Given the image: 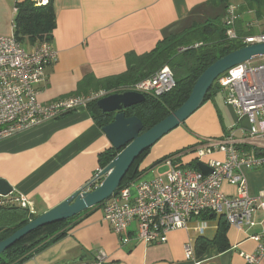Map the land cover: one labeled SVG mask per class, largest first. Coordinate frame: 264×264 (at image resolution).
I'll return each mask as SVG.
<instances>
[{
    "label": "crops",
    "instance_id": "0c3cea01",
    "mask_svg": "<svg viewBox=\"0 0 264 264\" xmlns=\"http://www.w3.org/2000/svg\"><path fill=\"white\" fill-rule=\"evenodd\" d=\"M16 1L21 0H0V36L13 33ZM233 1L53 0L56 27L50 43L56 60L45 68L46 80L39 86L38 100L48 103L78 95V84L86 76L103 80L123 74L127 54L142 55L171 34L209 19H223L228 4L239 7L237 33L263 32L261 20L244 19L252 13L239 11L243 0ZM219 94L214 93L151 147L139 166L138 179L148 181L163 173V160L174 154L179 155L176 162L181 168H197L196 148L206 139L221 140L233 131L238 141L245 139L241 130L248 128L246 119L239 118ZM110 147L87 107L0 141V179L12 189L3 197L0 208H15L7 202L23 196L32 214L47 212L90 182L99 168V155ZM239 147L252 151L246 141ZM224 156L223 152H214L202 162L222 160ZM243 175L251 197L264 192V168L245 169ZM222 192L234 196L236 188L224 183ZM2 215L0 209V222L6 220ZM220 220L206 214L194 216L188 229L171 231L165 243L145 244L137 240L134 228L122 235L113 233L100 207L93 208L66 236L22 264H58L80 255L97 264L94 258L99 253L107 257L103 264H192L184 257L188 242L193 244L199 264H246L243 254H253L257 247L252 237L263 232L260 212L254 215L253 227L238 230L227 224V250L218 252L215 245H209L202 256L196 257L195 241H212ZM259 264H264V259Z\"/></svg>",
    "mask_w": 264,
    "mask_h": 264
},
{
    "label": "built area",
    "instance_id": "2783aa9c",
    "mask_svg": "<svg viewBox=\"0 0 264 264\" xmlns=\"http://www.w3.org/2000/svg\"><path fill=\"white\" fill-rule=\"evenodd\" d=\"M45 3V0L41 2ZM237 19V6L228 4L223 20L229 40H242L245 46L264 43V34L240 38L234 30ZM55 60L50 42L26 49L13 33L0 36V141L86 108L115 92L133 91L145 97H159L175 86L172 72L164 67L127 89L68 95L43 103L38 100L39 86L46 80L45 68ZM216 83L224 103L232 106L239 118L246 119L248 128L241 130L245 139L238 141L233 131L221 140H204L196 148V157L211 169L208 175L197 169L181 168L176 162L179 155H170L163 160L166 167L163 173L152 180L137 178L129 182L104 201L100 209L113 233L122 235L134 228L137 240L145 244L165 243L168 233L188 229L191 217L204 213L223 217L229 226L241 230L253 227L254 215L260 212L263 232L252 237L257 243L256 250L242 256L246 264H259L264 259V192L254 198L249 195L243 170L264 168V55L230 68ZM244 141L252 151L239 147ZM214 152H223L225 156L222 160L202 162ZM102 170L96 169L82 192L100 184ZM224 183L236 188L234 196L222 192ZM9 201L31 210L23 196L11 197ZM3 204L4 198L0 197V206ZM184 257L192 264H199L190 242L184 245ZM106 260L104 253L94 258L97 264Z\"/></svg>",
    "mask_w": 264,
    "mask_h": 264
},
{
    "label": "trees",
    "instance_id": "16d2710c",
    "mask_svg": "<svg viewBox=\"0 0 264 264\" xmlns=\"http://www.w3.org/2000/svg\"><path fill=\"white\" fill-rule=\"evenodd\" d=\"M42 1L21 0L15 3L13 35L27 49L37 47L45 42H51L53 39V32L56 27L53 0H45L44 5L41 4ZM243 1L247 6H251L253 3L260 6L264 0ZM223 19L222 17L209 19L178 34H171L159 40L152 50L142 55L127 54L125 56L127 69L123 74L103 80L86 76L78 84L76 94L86 95L99 90L119 91L127 89L167 67L173 74L174 88L159 97L146 96L143 103L125 111L127 117L135 116L141 121L143 131L150 129L185 102L196 80L208 66L227 54L245 47L242 40H229L227 38ZM237 21L234 24L235 31L237 30ZM237 34L240 38H243L254 35V32L247 31L243 34ZM259 34H264V31ZM219 90V86L214 81L205 95L204 102L210 100L213 94L218 93ZM96 102L90 103L87 109L90 111L97 127L102 129L112 122L113 114H105L100 111ZM119 152L120 150L116 151L112 147L102 152L99 155V167L105 168ZM148 152L149 149L133 162L119 188L138 178L140 174L139 166ZM193 167L195 166L193 165ZM100 206L93 208H99ZM93 208L90 209L93 210ZM90 209L71 219L41 227L30 233L0 255V264H22L34 255L49 248L81 222L84 216L91 211ZM11 210L19 212L21 214L20 219L25 217V220L21 219L22 221L12 228L0 226V241L9 237L37 216L30 213L28 209L19 206ZM204 214L215 216L210 213ZM220 219L218 230L212 241L200 238L195 241L197 258L204 254L209 245H215L218 252H224L228 249L226 239L227 223L223 217H220Z\"/></svg>",
    "mask_w": 264,
    "mask_h": 264
},
{
    "label": "water",
    "instance_id": "95a60500",
    "mask_svg": "<svg viewBox=\"0 0 264 264\" xmlns=\"http://www.w3.org/2000/svg\"><path fill=\"white\" fill-rule=\"evenodd\" d=\"M262 55H264V43H257L245 46L216 60L196 80L185 102L146 131H143V125L137 117L125 115L126 110L146 100L144 95L133 91H124L115 92L98 100L96 104L100 111L105 114H113L112 122L104 126L101 131L109 141L110 146L116 151L120 150L117 156L99 174V177L102 178L100 184L89 192H82V189L74 192L57 206L37 215L9 237L0 241V255L41 227L66 221L90 208L101 205L119 189L133 162L144 151L150 150L162 137L180 126L201 107L207 91L219 76L238 64L255 60ZM197 168L204 175L211 172V169L201 162L197 163ZM11 193L12 189L8 183L0 179V197H7ZM58 264L91 263L87 256L80 255L76 259Z\"/></svg>",
    "mask_w": 264,
    "mask_h": 264
},
{
    "label": "rangeland",
    "instance_id": "374dc122",
    "mask_svg": "<svg viewBox=\"0 0 264 264\" xmlns=\"http://www.w3.org/2000/svg\"><path fill=\"white\" fill-rule=\"evenodd\" d=\"M233 2L237 3V0H234ZM238 2H239V0H238ZM237 8H239V7H237ZM239 11H242L245 14H248L250 11V13H252L251 16L250 15L244 16L245 17L244 19H247V20L254 19L256 21L261 20L260 23L263 24V26H264V1H263V4L260 6H258L256 3H253L251 6H247L245 4V2L243 1L242 7H241V9H239ZM255 62H257V61H255ZM219 96H221V93L219 94ZM152 149H154V148H152ZM7 204L14 205L10 201L7 202ZM12 208H14V207L5 206L3 208H0V209H2V214H3L2 217L6 218V220L4 222H0V226H3L5 228H12V227L18 225L20 223V221H22L21 219L25 220V217L20 219L21 214L15 210H11Z\"/></svg>",
    "mask_w": 264,
    "mask_h": 264
},
{
    "label": "bare ground",
    "instance_id": "6f19581e",
    "mask_svg": "<svg viewBox=\"0 0 264 264\" xmlns=\"http://www.w3.org/2000/svg\"><path fill=\"white\" fill-rule=\"evenodd\" d=\"M104 169V168H103ZM198 170V169H197Z\"/></svg>",
    "mask_w": 264,
    "mask_h": 264
}]
</instances>
